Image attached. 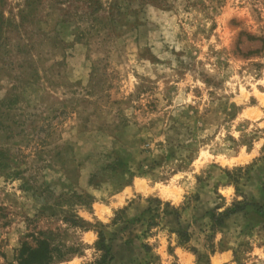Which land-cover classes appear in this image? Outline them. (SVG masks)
I'll return each mask as SVG.
<instances>
[{
    "label": "rangeland",
    "instance_id": "1",
    "mask_svg": "<svg viewBox=\"0 0 264 264\" xmlns=\"http://www.w3.org/2000/svg\"><path fill=\"white\" fill-rule=\"evenodd\" d=\"M99 231L106 264H264V0H0V264Z\"/></svg>",
    "mask_w": 264,
    "mask_h": 264
},
{
    "label": "trees",
    "instance_id": "2",
    "mask_svg": "<svg viewBox=\"0 0 264 264\" xmlns=\"http://www.w3.org/2000/svg\"><path fill=\"white\" fill-rule=\"evenodd\" d=\"M242 209L240 205L235 204L233 210H226L225 215L233 213ZM177 216V215H176ZM183 234L184 241H187V234ZM97 249L101 250L103 253L97 261L93 264H106L107 261L112 259L109 254V249L105 244V236L103 232H98V240L96 243ZM52 258V249L49 246L48 240H39L35 247H30L25 243L20 247L18 253V264H48Z\"/></svg>",
    "mask_w": 264,
    "mask_h": 264
}]
</instances>
